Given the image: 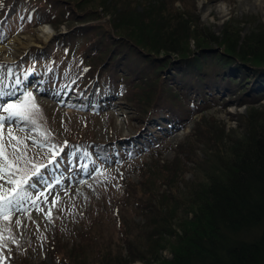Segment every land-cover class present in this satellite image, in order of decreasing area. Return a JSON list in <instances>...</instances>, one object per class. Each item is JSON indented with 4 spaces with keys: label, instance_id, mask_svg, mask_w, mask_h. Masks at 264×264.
Here are the masks:
<instances>
[{
    "label": "trees",
    "instance_id": "1",
    "mask_svg": "<svg viewBox=\"0 0 264 264\" xmlns=\"http://www.w3.org/2000/svg\"><path fill=\"white\" fill-rule=\"evenodd\" d=\"M81 1L42 0V4H36L41 12L46 11L52 19L56 17L53 10L63 8L64 20L56 23L67 20L68 28L74 35H90L82 51L83 62L86 63L74 77L75 82L80 78L85 79L81 93L90 84L100 87L102 74L107 71L105 77L109 88L112 89L117 83L122 84L118 80L125 77L131 79L136 91L146 92L142 111L138 98L135 97L132 102L139 116L146 114L147 118L151 111H160L176 121H180V117L186 113L187 104L202 103L207 98L212 100L223 96V93L228 97L224 100L229 101L230 105L235 103L239 107L249 103L247 108L256 104L258 99H254L255 96L264 95V63L254 60L256 52L251 50L256 36L261 37L256 41L261 40L264 44L262 25L256 27L257 32L252 30L249 33L247 42L241 48L243 51H239L236 44L234 47L230 44L231 49H225V53L233 56L218 58L215 50L204 47V43L208 45L213 40L205 38L189 53L186 47L180 45L189 36L195 39L198 24L193 13L174 6L175 0H122L107 8L101 1L93 5L88 2L90 0H86L85 5L79 4ZM21 3V0H0V10L5 13L0 18V32L4 31L13 11L22 7ZM126 8L130 9L125 13L128 22L136 28H147L155 37L148 36L146 31L140 35L131 25L118 29L114 22L112 28L106 22H90L100 18L98 9L103 15L112 13L117 19L115 13ZM30 15L34 17V12L31 11ZM55 27H58L57 24ZM92 35L95 36L92 38ZM232 40L233 37L228 38V41ZM53 42L60 47L64 41ZM222 43H225L224 40ZM159 50L167 51L165 57L168 59L151 54H159ZM198 50L200 53H196ZM46 51L30 54L31 68L28 71L27 65H20L23 63L20 61L3 65L10 68V73L19 80L28 75L38 78V75L46 74V78L51 69H57L59 60L56 54L47 55V64L39 69L36 57L45 55ZM65 51L62 50V53ZM168 54L178 57L171 60ZM86 58L89 60L86 61ZM250 77L252 81L242 82ZM125 85L131 84L125 82ZM173 86L183 96L181 100L169 98L175 95L171 93ZM90 98H93L92 94ZM35 127L39 128L38 125ZM211 131L212 125L198 123L192 136L198 141L197 144L204 145L205 159L219 167L214 169L209 165L211 172L193 183L188 195H180L173 189L174 177L181 167H186V163L182 164L183 161L177 158L172 163H166L157 152L149 161L137 166L139 180L136 182H131L129 176L135 168L122 178L114 176L113 190L109 191L112 204L110 215L102 213L94 202L87 211H74L80 225L68 226L66 240L59 233V227L53 233L40 232L39 239L49 260V263L43 261L41 264H87L89 255L93 259L88 264H129L133 260L148 258L156 252L157 244L161 247L173 235H177L169 245L173 259L158 264H264V122L247 128L241 139H234L232 133L225 130L218 133L215 129L214 134L209 135ZM74 135L79 137L77 133ZM147 136L148 146L157 145L155 138ZM72 139L71 134L66 139L67 143ZM49 143L57 145L55 142ZM63 147L71 150L70 147L80 145ZM101 148L96 152L102 159L112 154L106 146ZM192 148V144L186 143L180 146L179 151L182 154L187 151L185 157L195 165L199 162L196 149ZM115 153L119 156L120 150ZM116 189L117 193L114 192ZM169 200L175 204L172 211L163 205ZM130 208L144 219L143 223L135 224L134 220L128 222L130 216L126 211ZM111 218L116 227L115 234L127 246L128 258L108 248L114 234L109 230ZM175 229H179L180 233L176 234ZM35 238L30 234L22 239L23 245L15 238L12 246L23 252L25 245L29 246ZM137 239L140 248L136 245ZM9 250L10 256L4 254V259H9L11 264H29L25 262L23 254L11 248Z\"/></svg>",
    "mask_w": 264,
    "mask_h": 264
},
{
    "label": "rangeland",
    "instance_id": "2",
    "mask_svg": "<svg viewBox=\"0 0 264 264\" xmlns=\"http://www.w3.org/2000/svg\"><path fill=\"white\" fill-rule=\"evenodd\" d=\"M66 1L76 2V0ZM99 1L107 8L115 4L114 2L122 0H90L88 2L93 5ZM21 2L22 7L13 11L4 31L0 32V130L5 137L11 129L14 135L24 138L28 145V158L34 164H44L46 167L41 169L40 176L33 177L30 184L26 185L30 199L24 202L25 210L14 209L8 221L0 218V235L11 236L14 240L16 238L21 241L22 245V239L30 234L36 238L29 246L25 245L23 252L18 247L12 246V239H5L0 243V264H11L9 259H4V254L7 257L10 256V248L23 254L25 262L29 264H41L43 261L49 263L46 250L39 239L40 232L53 233L59 227V233L66 240L68 226L80 225L74 211H87L94 202L102 213L110 215L112 204L109 201V191L113 190L114 176L122 178L124 174L135 168L129 176L131 182H136L139 180L137 166L144 161H149L157 152H160V159H164L166 163H172L176 158L183 161L182 164L186 163V167H181L174 177L173 189L180 195L182 193L188 195L193 183L200 181L202 176L211 172L209 165L214 169L219 167L218 164L215 165L208 161V158L205 159L204 145L197 144L198 141L192 136L198 123L208 124L210 127L212 125L209 135H213L215 129L218 133L225 130L227 133H232L234 139H241L247 128L264 122V95L255 96L254 99H258L256 104L247 108L249 103L241 104L239 107L235 103L230 105L229 101L224 100L228 97H225L226 94L223 93V96L212 100L207 98V101L202 103L187 104L186 113L180 117V121H176L160 111H151L147 118H145L146 114L139 116L132 102L135 97L138 98L139 109L142 111L146 92H140L139 89L136 91L131 79L125 77L118 80L122 84L117 83L112 89L109 88L105 77L107 71L102 74L100 87L90 84L88 89L81 93L84 90L82 82L84 83L85 79L79 77L80 79L75 82L74 77L86 63L83 62L82 51L88 44L90 35H74L68 28L67 20L56 23L64 20L63 8L53 10L56 17L52 19L51 16L48 17L46 11L41 12L36 7L38 2L42 4V0H21ZM81 3L85 5L86 0H82L79 4ZM174 6L196 16L198 29L194 35L195 39L189 36L180 43L188 49L187 53L194 50L195 45L202 44L206 38L213 41L208 45L204 43V47L207 46L205 49L215 50L216 57L233 56V54L225 53L227 48L231 49L230 44L233 47L236 44L237 49L243 51L241 48L247 42L249 33L252 30L257 32L258 25H262L264 30V0H175ZM137 9L139 10L140 7L137 6ZM129 10L126 8L122 9L121 13L116 12L115 14L118 15L116 19L112 13L103 15L98 9L100 18L90 22H106L110 28L113 27L112 22H114L118 25L115 26L118 29L131 25L140 35L146 31L148 36L155 37L153 32L147 28H136L128 22L129 18L125 13ZM31 11L34 12V17H31ZM4 14L0 10V18ZM42 25L50 27L51 33L49 32L47 38L42 36L41 30L46 29L41 28ZM94 36L92 35V38ZM230 37H233L232 41H228ZM259 38L261 37L256 36L251 50L256 52L253 59L264 63V44L261 40L256 41ZM235 39H237L236 42ZM54 40L64 42L57 47ZM44 50H47L45 55L36 57L39 69L47 64V55L56 54L59 59L57 69H51L46 78H44L46 74L38 75V78L28 75L19 80L10 73V68H5V65L20 61L23 62L20 65H27L26 70L28 71L31 68L30 54ZM62 50L67 51L62 53ZM158 53L151 54L158 58L168 59L165 57L167 51L159 50ZM196 53H200L199 50ZM168 55L171 60L178 57L176 54ZM87 60L89 59L86 58ZM250 81H252L251 77L248 81L242 82ZM125 82L131 85H125ZM221 85L224 86L223 83ZM28 93H31L39 108V111L29 110L31 119L11 116L4 111L8 103H23ZM171 93L175 95L169 97L170 99L181 100L183 97L179 95L175 86L171 87ZM90 94L93 98H90ZM36 125L39 128L36 129ZM45 133L47 135H44ZM75 133L79 137H76ZM71 134L73 139L67 143L66 139ZM147 135L155 138L157 145L151 144L147 147L146 145L149 144L146 142L149 140ZM49 142H55L57 145ZM186 143L192 144V150L196 149L199 163L194 165L186 158L184 153L187 151L183 154L179 151L180 146ZM33 144H35L34 147ZM72 144H79L80 147H70ZM65 145L71 150L63 149ZM102 146H106L112 153L105 159H102L96 152L97 149L101 151ZM117 150H120L119 156L115 155ZM54 152L59 154L55 161L49 164L48 160ZM54 169L59 171L58 174ZM42 174L46 177L44 178ZM0 184L10 187L2 180ZM164 187L163 185L162 188ZM114 192L117 193L118 190ZM32 200L37 202L33 204ZM163 205L171 211L175 208V204L170 200ZM126 212L130 216L128 217L129 223L132 220L135 224L144 222L140 215L135 214L133 208ZM17 220L21 221L19 225L16 223ZM6 228L10 229V232L5 231ZM115 228L111 218L110 232L115 234ZM174 231L176 234L180 233L179 229ZM114 234L109 243V250L128 258L129 252L126 244L124 245L120 237ZM176 236L173 235L169 240L164 241L161 247L157 244L154 250L156 252L150 254L148 258L133 260L129 264H158L160 261L172 260L173 253L170 250L172 247L169 248V245L170 241L174 242ZM136 245L140 248L141 244L139 245L138 239ZM92 259V255H89L86 259L87 264L91 263Z\"/></svg>",
    "mask_w": 264,
    "mask_h": 264
},
{
    "label": "snow or ice",
    "instance_id": "3",
    "mask_svg": "<svg viewBox=\"0 0 264 264\" xmlns=\"http://www.w3.org/2000/svg\"><path fill=\"white\" fill-rule=\"evenodd\" d=\"M29 110L39 111L31 93L25 95L23 103H8L4 107V111L9 115L19 116L22 119H31ZM44 135H47V133ZM34 146L35 144H33ZM8 149H11V151H8ZM27 149L28 145L25 143L24 138L14 135L11 129L8 130L7 137H5L2 130H0V180L10 185V187H6L4 184H0V218L5 221L10 219V214L14 209L25 210L24 202L30 199L26 185L30 184L33 177L40 176L41 169L46 167L44 164H34L27 156ZM58 154L54 152L48 163H53ZM36 202V200H32L33 204ZM53 203L55 204V201ZM16 223L19 225L21 221L17 220ZM5 231L10 232V229L6 228ZM5 239H12L13 243L16 242L11 236L4 237L0 235V243Z\"/></svg>",
    "mask_w": 264,
    "mask_h": 264
},
{
    "label": "bare ground",
    "instance_id": "4",
    "mask_svg": "<svg viewBox=\"0 0 264 264\" xmlns=\"http://www.w3.org/2000/svg\"><path fill=\"white\" fill-rule=\"evenodd\" d=\"M41 28H46V29L41 30L42 31L41 33H42V36L44 35V38H47L49 36V34L51 33L50 32V27H48L47 25H42Z\"/></svg>",
    "mask_w": 264,
    "mask_h": 264
}]
</instances>
